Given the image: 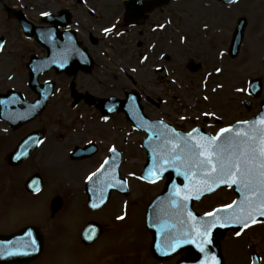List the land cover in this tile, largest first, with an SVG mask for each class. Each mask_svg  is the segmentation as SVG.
Listing matches in <instances>:
<instances>
[{"label":"rangeland","instance_id":"374dc122","mask_svg":"<svg viewBox=\"0 0 264 264\" xmlns=\"http://www.w3.org/2000/svg\"><path fill=\"white\" fill-rule=\"evenodd\" d=\"M61 1L65 2V0H0V36H5L8 40L0 55L2 61L0 91L8 88L3 80H6L10 70L16 72L14 81H20V86L25 87L23 85V79L26 78L25 62L29 60L32 53L39 50L33 40L23 36L18 21L7 12L6 7L13 8L12 10L25 8L21 9L25 17L38 23L40 11L49 9L48 7L60 8V4L63 5ZM92 1L100 8H106L107 0ZM67 3L77 14L80 10L77 0H67ZM108 3L113 4L112 18L108 17L105 11H101L97 16L88 18L83 24L79 22V26H72V28H79L80 33H77L82 36L84 30L87 32L92 27L101 28L113 21L117 14L122 13V7L118 0H111ZM67 8L70 9V7ZM69 13H71L70 10ZM166 16H170L173 20L171 28L158 31L157 34L149 30L150 24H157ZM241 16L247 18V28L238 56L231 59L227 50L236 19ZM72 20L79 21V15L74 16ZM202 25H207V29ZM138 29H142L144 33H137ZM96 34L98 40L94 49L97 52H105L109 61H104V57L101 59L102 55L99 54L100 69L91 70L88 74H77L75 82L76 90L79 92L85 91L96 97L116 96L123 99L124 91H135L139 94V103L144 114L149 118L157 119L163 116L179 126L182 125L179 116L191 114L184 119L188 120L183 123L184 126L182 125L184 129L192 124L200 123V116L206 111H212L213 114L218 115L222 124H229L237 118L248 117L255 112V109L246 111L242 101L250 100L245 95L248 80L258 74H264V0H237L229 5L213 0H172L163 8V11H156L153 15H149L143 27L135 28L133 32L131 29L125 30L120 39H104L99 33ZM117 35L119 34L115 33L111 36ZM179 38H182L183 43ZM157 39L158 42L153 48L146 47L148 43ZM171 40L176 42L177 49L173 55L168 47ZM108 41H111V44H108ZM116 56L120 60L116 59ZM191 62L196 67L194 69L191 67L190 70ZM203 75L208 76L207 90L200 89V80ZM50 76L54 77V74L50 72L41 76V79ZM55 80L60 90L58 95H54L43 113L33 123L28 124V128L42 127L44 129L46 126L49 140H47L49 145L46 150L53 162L56 163L59 157L65 158V151L54 147L53 142L58 143L61 140L65 147L70 148L73 143H81L95 136L102 141L101 151L94 160L82 163L81 167L74 165L67 170L58 168L62 172L59 174L61 178L65 176L66 180H81L99 160L101 162V152H104V149L106 152V147L112 143H117L122 149L125 148L127 158L126 162H122L121 175L133 176V172L140 171L145 158L143 150L138 146V138L140 139L141 135L132 132L133 128L125 120L124 115L115 113L110 118L102 120L95 113L94 116L89 115L92 109L85 106L72 108V98L68 88L71 78L58 74ZM200 93L208 94L209 101H205ZM199 96L202 101H197ZM213 119L210 120L212 122L208 130L214 133L218 127ZM84 130L86 131L81 133ZM131 132L132 135H130ZM14 142L15 140L12 144ZM3 143L4 141L2 146ZM60 146L61 144L58 143V147ZM5 147L4 145L3 148ZM139 186L144 187L136 180H132L133 190L137 188L143 190ZM145 189L147 194H151L156 187H145ZM220 191L213 195V205L224 204L235 197L229 191ZM135 206L137 204H134L133 208ZM114 210L112 208V212ZM261 224L248 229L239 240L228 242H257L258 240L264 242V225ZM3 229L0 228V232ZM113 231L114 229L110 236L114 235ZM123 239L126 242L125 237L118 236L120 242H123ZM110 242L115 241L110 240ZM108 247L111 251L106 253H113L115 246L107 245L104 249L108 250ZM248 248L249 246H246V249ZM246 249L244 248L245 251ZM242 254L243 250H238L231 264H243ZM113 264L122 263L113 260Z\"/></svg>","mask_w":264,"mask_h":264},{"label":"flooded vegetation","instance_id":"af4514ba","mask_svg":"<svg viewBox=\"0 0 264 264\" xmlns=\"http://www.w3.org/2000/svg\"><path fill=\"white\" fill-rule=\"evenodd\" d=\"M140 33L142 32L139 31ZM33 98L34 95L27 91L24 99L31 102ZM35 120L16 129H11L4 122L0 123V145L4 141L3 146H6L5 149L0 146V177L7 175L0 178V228H4L0 233L25 231L22 236L26 238L17 241L21 247L18 248V254H14L12 258H18L19 254L25 252L31 253L34 248L41 246V251L35 259L16 264H113V260L121 261L122 264H160L149 257L147 239L120 242L115 239L114 232V235L110 236L116 225L113 206L109 205L103 211L94 212L87 205V193L84 189L70 193L68 189L71 187L80 188L81 184L84 186V179L66 180L65 176L62 175L61 178L58 175L54 180H45L40 176L30 175L40 170L58 173L61 172L59 169H63L58 167V164L62 163L61 158H58L56 163L50 158L46 150L49 142L43 144V132L39 143L32 140L24 145L18 158L12 157L11 152L21 139L30 132L43 130L41 127L28 128V124ZM53 146L56 147L57 144L53 143ZM74 146L73 144L72 148ZM39 147L41 149L37 150ZM64 149L69 150L68 147ZM95 152L89 157H80L75 162L91 161L92 157L97 155V151ZM75 204L76 206H73ZM86 224L91 227L87 237L94 231L95 225L101 226L98 236L88 241L82 238V230ZM35 231L42 235V242L29 237ZM130 234L131 232H126L123 236ZM260 243L225 242V264H231L238 250H243V264H251L253 250L257 246L260 264H264V243ZM107 245L115 246L113 253H106L111 251L110 247L108 250L104 249ZM246 246L249 248L246 249ZM178 258L179 256L173 257L172 261Z\"/></svg>","mask_w":264,"mask_h":264},{"label":"snow or ice","instance_id":"6c2138e0","mask_svg":"<svg viewBox=\"0 0 264 264\" xmlns=\"http://www.w3.org/2000/svg\"><path fill=\"white\" fill-rule=\"evenodd\" d=\"M105 31L107 32L109 29H105ZM217 71L220 70L217 69ZM239 123L247 124L248 122ZM261 124L264 125V120H261ZM192 131L196 132L197 130L193 129ZM231 131L230 127L221 128L216 137H208L206 142L202 144L192 145L190 140H185L192 156V159L186 163L188 167L195 166L198 169L207 170L210 173V178L219 179L221 183L242 184L246 191L253 194L257 191L261 193L259 206H254L252 201L247 202L248 208L243 213L245 217L243 227H247L248 219H253V222H255L253 213L264 216V128L255 129L253 126L250 133L237 132L235 137L229 138L222 144L220 142L223 139L221 134L230 133ZM257 133L261 140L259 145L256 144ZM188 136L191 137V133ZM241 140L243 142L238 144L237 141ZM174 159L180 160L181 158L175 156ZM103 166L101 165V167ZM94 175L95 173L92 174V176ZM92 176H89L88 179H91ZM233 204H236V201H233ZM225 207L231 208L232 205H225ZM205 215L211 216L212 213H206ZM235 222L239 223V218ZM208 232L207 225L204 232H197L202 242L210 243V241H207ZM239 234V232L236 233V235ZM198 247H201L203 251L202 245H198Z\"/></svg>","mask_w":264,"mask_h":264},{"label":"water","instance_id":"95a60500","mask_svg":"<svg viewBox=\"0 0 264 264\" xmlns=\"http://www.w3.org/2000/svg\"><path fill=\"white\" fill-rule=\"evenodd\" d=\"M231 1V0H229ZM244 25V24H243ZM242 25V20L239 22L236 31H235V35H234V47H236L238 45V43L240 42L241 39V31L243 28ZM261 120H264V106L262 108V111L260 112V114L254 118L253 120H251L250 122H248L247 124H242L240 125V127H238V129H232V131L230 133H226V134H221L223 139L220 141L222 144L225 143L229 138L231 137H235L237 132L239 133H250L253 130V126L255 129H261L264 128V125L261 124ZM167 144H172V142H170L169 140L165 141ZM165 142L163 148H160V163L163 162V165H173L175 163H177V165H175V168L179 169V167L181 168V166L178 164L182 163V164H186L184 167V170L181 168L180 169V174L184 175L186 177H184V180L186 182V185L190 183V175H192V172L190 171L191 167L187 166V161L185 160L186 158L188 160L192 159V156L189 158L188 154L183 151L182 149H176L175 147L171 146V145H167ZM243 140L241 141H237L238 144L242 143ZM261 143L259 134L257 133V139H256V144L259 145ZM175 156H179L181 159L180 160H176L174 159ZM167 161V162H166ZM199 170V169H197ZM194 171V173H196V171ZM168 174L171 173V171H167ZM200 175H204L205 173L203 171L199 172ZM172 175V174H171ZM209 177H210V173H208ZM171 179V178H170ZM212 182H213V188L218 187L220 185H232L231 183H221L219 179H214L211 178ZM182 180V179H181ZM235 186L234 191L236 192V194L238 195V199L236 200V204H234L231 208H229V211L227 213L228 216L232 215L235 216L238 213H244L247 208H248V201H252L254 206H259V202H260V198H261V193L260 192H255V194H253L252 192L246 191L244 190V187L242 184H233ZM178 193V194H177ZM182 196L181 193L179 192H174L171 194H168L165 202L166 205L169 206L170 208L174 209L179 205V199ZM191 199V197L189 198ZM189 205V202L186 204V206ZM253 218L256 221L258 218H262L264 219V216H260L258 213H253ZM218 220H220V215H218L216 217V219H212L209 223V232H208V238L209 241L213 243L214 248L217 249V245L216 242L218 237H221L224 234L225 229L227 228H243V224L245 222V217H240V222L237 223L234 221H225V222H219ZM230 220V218H229ZM253 223V219H248L247 220V224L250 225ZM176 224V220L174 219H169L168 222H165V226L160 230V233L165 232L166 230H168L169 228H172L174 225ZM191 235L189 230L186 229V231H182L179 234L178 233H174L172 235V238L175 239L174 242H193L191 241ZM196 236V235H195ZM197 238V237H196ZM182 239V240H180ZM190 253H192V251H190Z\"/></svg>","mask_w":264,"mask_h":264}]
</instances>
